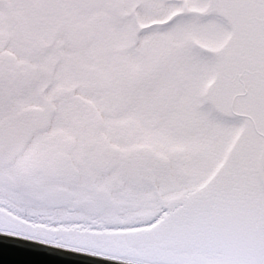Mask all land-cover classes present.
Here are the masks:
<instances>
[{"label": "snow or ice", "instance_id": "obj_1", "mask_svg": "<svg viewBox=\"0 0 264 264\" xmlns=\"http://www.w3.org/2000/svg\"><path fill=\"white\" fill-rule=\"evenodd\" d=\"M0 234L264 264V0H0Z\"/></svg>", "mask_w": 264, "mask_h": 264}, {"label": "water", "instance_id": "obj_2", "mask_svg": "<svg viewBox=\"0 0 264 264\" xmlns=\"http://www.w3.org/2000/svg\"><path fill=\"white\" fill-rule=\"evenodd\" d=\"M0 264H108L0 234Z\"/></svg>", "mask_w": 264, "mask_h": 264}]
</instances>
